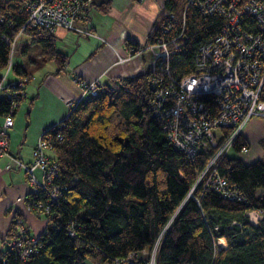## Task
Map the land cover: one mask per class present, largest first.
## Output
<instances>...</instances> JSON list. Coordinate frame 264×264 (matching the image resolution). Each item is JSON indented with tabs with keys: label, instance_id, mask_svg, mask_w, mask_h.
I'll use <instances>...</instances> for the list:
<instances>
[{
	"label": "trees",
	"instance_id": "16d2710c",
	"mask_svg": "<svg viewBox=\"0 0 264 264\" xmlns=\"http://www.w3.org/2000/svg\"><path fill=\"white\" fill-rule=\"evenodd\" d=\"M111 2L93 0L101 10ZM20 5V0H0V79L9 63L10 41L17 42L21 31L41 45L42 62L53 60L57 71L64 70L69 54L57 48L49 29L23 27L26 13ZM184 10V0H164L147 38L149 44L160 36L167 40L174 50L169 64L176 77L194 70L199 45L224 23L219 14ZM171 12L177 24L165 31ZM129 43L135 51L141 47ZM164 64L159 57L153 69L101 87L98 94L71 107L61 128L48 130L51 159L58 163L54 183L62 187L59 199L49 203L53 217L37 238L39 250L26 259L13 244L18 238L13 219L6 236L14 239L9 248L0 249V264H83L87 258L110 264L133 251L145 262L155 247V264H264V218L253 224L246 214L252 208L264 210V153L245 162L238 152L250 143L239 133L231 152L220 159L219 173L243 200L222 196L205 186L203 178L197 181L214 148H202L190 159L162 130L151 105L150 80ZM12 70L29 79L21 63L13 62ZM204 98L214 104L212 96ZM20 100L21 95L0 97V113L14 116ZM231 131L222 127V139ZM58 132L62 138H57ZM260 145L264 151V136ZM223 237L226 247L217 245Z\"/></svg>",
	"mask_w": 264,
	"mask_h": 264
},
{
	"label": "built area",
	"instance_id": "2783aa9c",
	"mask_svg": "<svg viewBox=\"0 0 264 264\" xmlns=\"http://www.w3.org/2000/svg\"><path fill=\"white\" fill-rule=\"evenodd\" d=\"M185 10L193 7L205 15L219 14L224 23L213 37L201 43L196 51L194 70L176 77L171 70L169 58L174 50L170 49L164 36H160L151 46L158 48L157 58L165 64L160 72L153 74L150 80L154 97L152 109L160 120L162 130L170 142L194 159L205 147H213L197 181L205 180V186L211 187L222 196L243 200L235 185L219 173L221 157L230 153L233 141L239 133H244L254 118L264 117V0H184ZM21 10L26 13L25 26H42L54 32L59 28L74 29L86 34H94L76 25L91 13L93 0H20ZM170 21L165 29L169 31L177 24L175 13H168ZM183 28L185 23H182ZM7 40L10 39L7 37ZM11 52L6 72L12 69L16 40L10 41ZM128 56L119 57V61ZM7 74V73H6ZM28 78L18 79L5 85V96L14 99L25 94ZM18 88V89H17ZM101 86L96 81L84 82L77 103L98 94ZM212 96L214 104L204 96ZM75 102V103H76ZM72 106H74V104ZM71 106V107H72ZM12 112L5 116L0 129V157L8 153L7 129L14 125ZM63 122L55 125L61 128ZM232 131L222 139L221 128ZM57 133V138H62ZM49 131L43 133L33 149V160L26 163L15 158L16 164L23 167L30 181L29 209L37 216L48 221L53 214L50 211L51 200H58L62 187L54 183L58 176V163L51 159L52 142ZM249 147H243L239 155L248 153ZM42 171L38 179L35 169ZM46 195V200L43 195ZM43 199V200H41ZM253 224L264 218V210L252 208L246 212ZM19 229L18 238L13 244L21 259H26L39 250L37 238L30 237L27 228L22 226L23 219H16ZM74 225V224H73ZM73 234V231H70ZM220 247L222 245L219 243ZM156 247L148 261L140 262L138 252L133 251L125 257H118L110 264H155Z\"/></svg>",
	"mask_w": 264,
	"mask_h": 264
},
{
	"label": "crops",
	"instance_id": "0c3cea01",
	"mask_svg": "<svg viewBox=\"0 0 264 264\" xmlns=\"http://www.w3.org/2000/svg\"><path fill=\"white\" fill-rule=\"evenodd\" d=\"M97 5L93 4L91 13L76 22L78 27L94 34L64 28L54 31L57 48L69 54L64 70L57 71L53 60L41 61L42 47L29 33L21 31L17 37L20 44L14 62L21 63L29 79L25 94L14 110V125L7 129L8 153L0 157V249L12 244L14 237L9 241L6 234L13 219L21 217L22 226L33 238H38L49 222L29 209L30 181L15 158L26 163L33 160V149L40 136L69 114L84 82L96 81L105 88L120 78L143 73L157 65L158 48L151 46L147 38L164 9V0H112L106 10ZM129 42L139 44L140 49L135 51ZM124 56H128L127 60L119 61ZM18 79L20 76L12 69L3 71L1 98L6 94L5 85ZM4 122L5 114L0 113V129ZM262 128L264 131V125ZM245 131L252 149L239 156L245 162H253L261 158L263 151L258 140L250 139ZM35 173L41 180L42 171L37 168ZM15 224L17 233L19 225ZM226 246L227 243L222 245Z\"/></svg>",
	"mask_w": 264,
	"mask_h": 264
},
{
	"label": "rangeland",
	"instance_id": "374dc122",
	"mask_svg": "<svg viewBox=\"0 0 264 264\" xmlns=\"http://www.w3.org/2000/svg\"><path fill=\"white\" fill-rule=\"evenodd\" d=\"M79 40L82 41H86L84 40V38H79ZM20 44V41H18L16 43V51H17V48ZM16 51L14 53V58L16 57ZM262 125H264V117H258L257 119L254 120V122L250 123L247 128L245 129L246 133L250 136V139H253V140H258V143L260 145V140L261 138L264 136V131H263V128H262ZM261 146V145H260ZM262 148V147H261ZM252 147L250 146V150L251 151ZM262 151H263V148H262ZM231 152V151H230ZM264 151L262 152V155H263ZM261 155V157H262ZM219 243L221 245H226V243L224 244L222 241H221V238L219 240ZM217 245H218V242H217ZM4 247H7V246H4ZM83 263L85 264H95L91 259L87 258L83 261Z\"/></svg>",
	"mask_w": 264,
	"mask_h": 264
},
{
	"label": "bare ground",
	"instance_id": "6f19581e",
	"mask_svg": "<svg viewBox=\"0 0 264 264\" xmlns=\"http://www.w3.org/2000/svg\"><path fill=\"white\" fill-rule=\"evenodd\" d=\"M221 241L225 244L226 243V240H225V238L223 237V238H221Z\"/></svg>",
	"mask_w": 264,
	"mask_h": 264
}]
</instances>
